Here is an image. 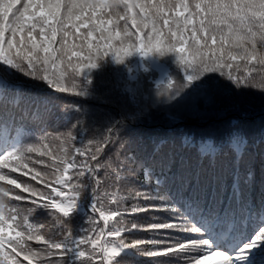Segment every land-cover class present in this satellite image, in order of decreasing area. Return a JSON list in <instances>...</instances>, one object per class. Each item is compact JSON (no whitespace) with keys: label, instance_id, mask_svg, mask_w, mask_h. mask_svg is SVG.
I'll return each instance as SVG.
<instances>
[{"label":"snow or ice","instance_id":"obj_1","mask_svg":"<svg viewBox=\"0 0 264 264\" xmlns=\"http://www.w3.org/2000/svg\"><path fill=\"white\" fill-rule=\"evenodd\" d=\"M133 53L176 75L101 125L66 102ZM0 264H264V0H0Z\"/></svg>","mask_w":264,"mask_h":264},{"label":"trees","instance_id":"obj_2","mask_svg":"<svg viewBox=\"0 0 264 264\" xmlns=\"http://www.w3.org/2000/svg\"><path fill=\"white\" fill-rule=\"evenodd\" d=\"M176 70L174 53L164 56L154 53L147 57H142L139 53H133L120 64L116 63L109 55L98 61L96 68L85 70V75L91 78L89 95L85 97L67 95L66 102L82 103L89 110L90 120H95L97 125H101L106 116L111 115L119 118L125 109L132 107L130 89L134 90L136 87L143 86L145 90L150 89L154 93L156 82L166 80L169 75L175 76ZM26 86L31 87L32 85L26 83ZM231 118V116H225L214 121L212 130L218 136L222 135L224 126ZM58 127L54 124L49 130L54 131ZM183 127L192 128L194 132H198L203 125L195 120H185L180 124L170 125L162 115L155 112L130 125L132 130H138L146 135L156 129L167 132L170 129L175 130ZM29 130L30 126L25 129V135ZM35 135H39V132H36ZM196 140H199V135L196 136ZM25 142H31V138L26 139ZM190 150L194 151V149ZM121 194L124 193L121 192ZM39 215L42 222H51L46 214L40 213ZM84 226L87 227L86 222Z\"/></svg>","mask_w":264,"mask_h":264}]
</instances>
